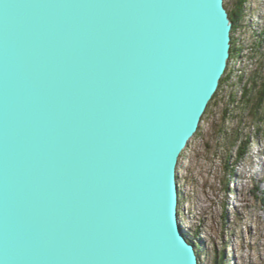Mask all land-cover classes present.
Instances as JSON below:
<instances>
[{"label": "water", "instance_id": "1", "mask_svg": "<svg viewBox=\"0 0 264 264\" xmlns=\"http://www.w3.org/2000/svg\"><path fill=\"white\" fill-rule=\"evenodd\" d=\"M225 1L0 0V264H202L180 165Z\"/></svg>", "mask_w": 264, "mask_h": 264}, {"label": "rangeland", "instance_id": "2", "mask_svg": "<svg viewBox=\"0 0 264 264\" xmlns=\"http://www.w3.org/2000/svg\"><path fill=\"white\" fill-rule=\"evenodd\" d=\"M235 1H225L229 13ZM244 4L246 27L242 32L233 33V39L245 47L249 42H245L244 36L255 40L264 27V0H246ZM247 48L249 46L234 53L217 93L219 102L212 106V115L202 122L201 133L194 137L181 158V220L197 245L202 264H213L221 252H224L226 264H264V139L256 138L258 125L255 121L232 120L236 104L229 109L228 122L224 125L229 133L244 130L243 140L250 141L249 154L236 163L235 153L242 139L233 146L234 137L228 139L225 134L226 137L219 138L218 134L230 95L242 97L241 76L245 77L244 84H249L250 76L258 67V58L245 59ZM240 57L242 60L238 61ZM244 59L252 68L245 65L248 70L243 73V64L248 63ZM229 153L231 157L227 163ZM233 166L236 168L231 172Z\"/></svg>", "mask_w": 264, "mask_h": 264}, {"label": "trees", "instance_id": "3", "mask_svg": "<svg viewBox=\"0 0 264 264\" xmlns=\"http://www.w3.org/2000/svg\"><path fill=\"white\" fill-rule=\"evenodd\" d=\"M245 2L246 0H236L235 7H233L230 10V16L234 22V30H233L234 35L237 31L242 32V29H245L246 27L245 23H243V21H245V18H246V12L244 9ZM253 36L255 39L254 34ZM253 46L255 47L254 50L256 53V54L254 53V55L256 56L258 54V57H259L258 67L254 70V72L250 76L249 84H245V86L243 87L242 97L240 98L238 95L234 93L230 95L228 104L225 105V110H224V115H223L225 119L223 120V125L221 126L219 133H218L219 138L220 137L224 138L225 134H227V137L226 136L225 137L228 139L234 137L233 146L237 145L238 141L242 139L241 145L238 147L235 153L236 163L242 162L246 158V156L249 154L250 141L243 140L244 138V136H242L244 134L243 129H238L232 133H229L228 132L229 129H227L224 125V122H228L226 117H229V114L227 113L230 108L234 107V104H236L237 106H235L233 110L234 116L232 120H236V121L239 120L240 122L242 121L244 122L245 119H250V120L255 121L258 125L255 136L259 140L264 139V28L261 31V35L260 33L256 35V39L253 40ZM243 49H244V46L242 45L240 46V44L238 43V40L234 38L233 48H232V57H234L235 52H238V51L241 52V50ZM240 59L241 58H239L238 61H240ZM241 78L242 80H244L243 76H241ZM218 102H219V97H217V94H216V96H214L212 102L210 103L206 111L203 121L205 120L206 117H209L210 115H212L214 110H211V108L213 105L216 106ZM201 130L202 128H200L196 136L201 133ZM233 133L235 134V136L232 135ZM231 153L227 155V161H226L227 163L229 162ZM235 166L231 168L232 169L231 172L235 171V168H236ZM226 169H228V167H226ZM262 201H264V199ZM198 231L199 229L195 230V234H194L195 237L198 236ZM213 264H226V258L224 256V252H221V254L216 255V257L214 258Z\"/></svg>", "mask_w": 264, "mask_h": 264}, {"label": "built area", "instance_id": "4", "mask_svg": "<svg viewBox=\"0 0 264 264\" xmlns=\"http://www.w3.org/2000/svg\"><path fill=\"white\" fill-rule=\"evenodd\" d=\"M244 35L243 34H241V37H243ZM244 39H245V42L246 43H248L245 47H244V49H246V47L247 46H249V48H247V50H249L248 51V56L245 58V59H248V61L250 60H253V59H256L257 60V58H259L258 57V54L255 56L254 55V53H255V47L253 46V40H250V38H245V36H244ZM249 39V40H248ZM256 54V53H255ZM241 58V57H240ZM244 59V62L245 61H247V60H245ZM240 60H242V59H240ZM247 61V62H248ZM245 65H247V66H249V67H251L252 68V66H251V64H250V62H248V63H245V64H243V73H244V71H246L247 70V68H246V66ZM244 75V74H243ZM243 79L244 80H242V89H243V87L245 86V84H244V81H245V77L243 76ZM181 169V168H180ZM180 187H181V183H180ZM182 190V189H181Z\"/></svg>", "mask_w": 264, "mask_h": 264}, {"label": "bare ground", "instance_id": "5", "mask_svg": "<svg viewBox=\"0 0 264 264\" xmlns=\"http://www.w3.org/2000/svg\"><path fill=\"white\" fill-rule=\"evenodd\" d=\"M254 13V12H253ZM254 25V24H253ZM264 28V27H263ZM251 30V29H250ZM259 33V32H258ZM261 35V34H260ZM231 58H232V54H231ZM230 62H231V59H230ZM232 64V63H231ZM239 70V69H238ZM248 70V69H247ZM226 76V75H225ZM239 76V75H238ZM257 189V188H256Z\"/></svg>", "mask_w": 264, "mask_h": 264}]
</instances>
